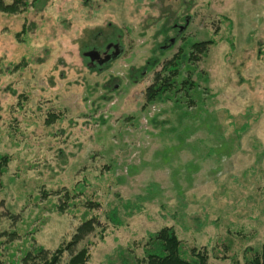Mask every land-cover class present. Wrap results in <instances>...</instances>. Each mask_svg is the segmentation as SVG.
<instances>
[{"label":"rangeland","instance_id":"obj_1","mask_svg":"<svg viewBox=\"0 0 264 264\" xmlns=\"http://www.w3.org/2000/svg\"><path fill=\"white\" fill-rule=\"evenodd\" d=\"M108 42L119 54L89 66ZM178 52L179 92L147 102ZM0 155L4 264L89 217L85 264H146L164 227L192 264H246L264 245V0H0Z\"/></svg>","mask_w":264,"mask_h":264},{"label":"trees","instance_id":"obj_2","mask_svg":"<svg viewBox=\"0 0 264 264\" xmlns=\"http://www.w3.org/2000/svg\"><path fill=\"white\" fill-rule=\"evenodd\" d=\"M11 7V5L5 6V9H11ZM213 42V39L195 42L191 44V50L197 53H203L207 46ZM180 50H182V48ZM182 57L183 56L178 52L172 59L168 60L162 66L164 74H161V72L155 73L152 84L145 89L147 102H153L167 92H179L180 87L178 88L175 82L179 75L181 62L186 61V58L182 59ZM194 58H196V56ZM180 86L186 87L185 89L190 90L195 84L190 81L189 78H185L180 82ZM8 162L9 157L7 155H0V176L4 173ZM57 193L58 192L56 191L42 190L41 196L42 198H45L49 195H59ZM59 200L60 203L56 208L60 212L64 211L65 208L74 206L72 196L67 191L63 195H59ZM83 207L88 210H93L100 207V204L99 202L87 199L84 200ZM6 215L13 219L19 217L18 214H11L9 212H6ZM111 218L113 217L111 216ZM99 225H101V223L98 218H86L78 225L71 238L67 242L58 245L56 249L50 251L42 246H36L22 253L17 261L12 260V262H10L11 264H61V257L64 253H67L68 260L64 264H85L88 259L87 247H81L80 249H76V247L95 229V227H98ZM28 234H30V232H28ZM17 237L18 234L16 231L0 232V246H3L5 243L4 249H8L7 243H12ZM144 253V261H146V264H192V261H188L182 255L180 241L173 230L167 227L160 229L148 238ZM193 256L196 264H205L207 259L206 251L197 252ZM0 264H4L1 260V254ZM246 264H264V245L261 253L254 255L251 259L249 258Z\"/></svg>","mask_w":264,"mask_h":264},{"label":"flooded vegetation","instance_id":"obj_3","mask_svg":"<svg viewBox=\"0 0 264 264\" xmlns=\"http://www.w3.org/2000/svg\"><path fill=\"white\" fill-rule=\"evenodd\" d=\"M89 51L92 52V59H90V57H87V63L89 66L94 67L96 65L102 66L105 63L111 61L114 57L119 54L120 49L116 43L108 42L103 46L102 50Z\"/></svg>","mask_w":264,"mask_h":264},{"label":"water","instance_id":"obj_4","mask_svg":"<svg viewBox=\"0 0 264 264\" xmlns=\"http://www.w3.org/2000/svg\"><path fill=\"white\" fill-rule=\"evenodd\" d=\"M86 55H87L88 57H90V59H92V52H91V51L87 52Z\"/></svg>","mask_w":264,"mask_h":264}]
</instances>
